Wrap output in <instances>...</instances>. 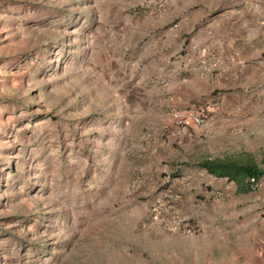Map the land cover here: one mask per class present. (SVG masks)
<instances>
[{
    "label": "rangeland",
    "instance_id": "1",
    "mask_svg": "<svg viewBox=\"0 0 264 264\" xmlns=\"http://www.w3.org/2000/svg\"><path fill=\"white\" fill-rule=\"evenodd\" d=\"M229 9L264 31V0H0V264H264V185L198 167L264 178V83L220 115L146 102L164 55L186 54L164 32ZM190 107L209 119L178 134L171 114Z\"/></svg>",
    "mask_w": 264,
    "mask_h": 264
},
{
    "label": "crops",
    "instance_id": "2",
    "mask_svg": "<svg viewBox=\"0 0 264 264\" xmlns=\"http://www.w3.org/2000/svg\"><path fill=\"white\" fill-rule=\"evenodd\" d=\"M211 7L200 8L198 14L206 17ZM241 15V10L229 9L222 13L220 19L210 20L208 25L188 38L182 28L177 34L172 33V29L165 31L164 43H170L172 39L183 42L181 46L185 47L183 51L186 54L173 60L171 55H164L163 68H158L164 81L159 88L156 82L149 81L154 85L145 91L148 106L167 103L168 108H181L192 103L209 105L208 101L218 100L223 109L218 111L215 106L214 109L220 115L222 111L225 114L228 110L248 105L252 99V85L264 83V31L241 26ZM145 79L142 77L138 85H145ZM153 95L157 96V101ZM143 104L145 102L140 106ZM229 183L235 185L233 189L240 190L235 183ZM253 253L254 258L257 256L259 261H264L263 241L255 243Z\"/></svg>",
    "mask_w": 264,
    "mask_h": 264
},
{
    "label": "trees",
    "instance_id": "3",
    "mask_svg": "<svg viewBox=\"0 0 264 264\" xmlns=\"http://www.w3.org/2000/svg\"><path fill=\"white\" fill-rule=\"evenodd\" d=\"M198 167L217 179H226L228 182L235 183L240 189L239 192L254 191L251 180L263 179V172L252 163L207 159L200 162Z\"/></svg>",
    "mask_w": 264,
    "mask_h": 264
},
{
    "label": "built area",
    "instance_id": "4",
    "mask_svg": "<svg viewBox=\"0 0 264 264\" xmlns=\"http://www.w3.org/2000/svg\"><path fill=\"white\" fill-rule=\"evenodd\" d=\"M173 124L178 130V134H182L189 126L201 127L206 124L209 119L208 110L204 108L190 107L184 110H178L171 114ZM254 191L264 185V178L256 181L251 180Z\"/></svg>",
    "mask_w": 264,
    "mask_h": 264
}]
</instances>
